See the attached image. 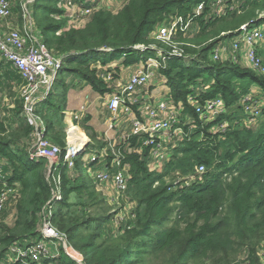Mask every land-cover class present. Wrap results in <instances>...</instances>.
<instances>
[{
    "label": "trees",
    "instance_id": "obj_1",
    "mask_svg": "<svg viewBox=\"0 0 264 264\" xmlns=\"http://www.w3.org/2000/svg\"><path fill=\"white\" fill-rule=\"evenodd\" d=\"M63 1L35 0L30 7L43 42L62 59L53 89L37 108L45 138L61 149L65 147L68 91L88 86L101 97L109 94L113 87L100 76L106 73L104 67L122 61L128 68L157 58L155 51L133 47L155 43L151 33L168 18L190 17L199 3L209 0H129L115 15L107 9L95 10L97 0H70L95 10L87 25L78 30H66L69 17L57 7ZM241 1L239 11H227L220 17L205 4L192 20L196 33L176 38L177 43L187 44L182 46L187 60L170 58L161 63L159 73L172 101L182 104L191 120L183 126L185 137L171 150L160 174L148 169L142 134L116 145L122 159L112 169L114 156L88 125L86 115L75 125L90 141L73 160L74 167L68 169L61 163L49 170L47 159L32 155L34 129L23 117L21 100L13 91L22 80L0 60V92H8L13 100L0 116V196L13 191L0 210V262L10 246L39 240L38 227L50 210L53 227L83 254L86 264H235L240 259L259 263L257 252L264 243V75L226 60L211 61L216 44L232 38L242 26L253 29L263 24L264 0ZM14 11H21L20 3ZM258 55L264 64V47ZM196 86L199 89L191 91ZM252 86L259 90L262 104L257 124L248 127L241 100ZM188 96H197L199 104L220 97L226 114L203 123L188 106ZM224 121L229 128L213 133ZM81 134L74 128L70 141L85 144L87 138ZM104 149L106 159L84 164L88 152ZM83 164L93 174L121 170L127 178L126 190L118 200L123 209L129 202L134 207L117 225L112 212L116 207L98 190L94 177L89 180L81 173ZM199 166L205 169L201 176L196 172ZM176 178L192 180L174 184ZM56 191L59 200L54 198ZM8 220L11 225L6 224ZM57 264L74 263L62 256Z\"/></svg>",
    "mask_w": 264,
    "mask_h": 264
},
{
    "label": "built area",
    "instance_id": "obj_2",
    "mask_svg": "<svg viewBox=\"0 0 264 264\" xmlns=\"http://www.w3.org/2000/svg\"><path fill=\"white\" fill-rule=\"evenodd\" d=\"M86 1V0H85ZM88 1V0H87ZM94 2V0H90ZM98 1V0H97ZM126 4L129 0H116ZM22 28H9L7 32L0 31V60L4 64H9L22 80L18 88V96L22 103V115L26 122L34 129V142L31 146L32 155L39 159H47L50 168L58 167L64 163L68 169L74 167L73 160L84 152L86 143H71V131L78 121L84 115V108L71 115L74 124L71 122L65 129V147L54 145L45 138V126L41 117L37 114V108L45 101L53 87L57 72L61 68L62 59L55 56L45 45L40 32L34 27L33 22L26 25L25 17L29 13L27 5L30 3L22 0ZM99 3V2H98ZM209 4L212 14L220 17L227 11H239L241 0H209L199 3L193 11V15L187 18L174 16L168 18L163 24L155 29L150 35L155 43L148 46L136 45L134 50L156 52L157 58L148 59L145 63H140L138 69L131 74L126 83L112 85L114 81L113 73L107 72L100 74L102 80L109 88L113 87L112 92L106 94L107 107L111 112L110 128H113L120 113L127 116L132 125V136L145 135L143 147L148 150L150 172L162 173L168 161L171 158L177 144L185 137L183 126L187 125L186 117L183 114L182 104H175L170 97L156 99L150 95L147 90L139 99L137 95L141 89L148 87L150 82L158 77L161 63L170 58L187 59L182 46L187 44L177 43L176 38H186V34L192 25V20L201 14L205 4ZM10 0H0V19L11 17ZM81 4H76L70 0H64L58 4V8L64 10L69 17V24L74 25L77 22L86 21L94 11L99 8L87 9ZM124 7V6H123ZM31 19V16H29ZM75 28V27H74ZM70 28L66 27V30ZM224 35V34H222ZM231 46H217L212 50L211 61L216 63L227 60L232 64H239L237 54L243 52L244 66L254 73L264 75V64L262 58L258 55L257 47L264 43V31L259 28L248 29L246 26L240 27L232 38ZM158 44V46L156 45ZM259 44V45H258ZM107 52L110 49L106 50ZM228 55V57H225ZM226 59H225V58ZM99 67V65H97ZM159 78H164L162 75ZM141 88V89H140ZM196 87H191V91H197ZM197 96H188L187 103L199 116L203 123H211L219 116L226 114V107L220 97L206 100L203 104L196 101ZM241 104L246 115L245 125L253 127L257 124L261 113V101L256 96L249 93L241 100ZM137 106L136 110L133 107ZM136 111V112H135ZM229 128L228 124L220 122L213 133H224ZM114 160L111 165L117 167L121 164L122 156L115 151L116 144H108ZM139 153V150H136ZM108 155L106 150L100 153L92 152L89 157L83 159L84 164H90L106 159ZM50 170V169H49ZM197 175L201 176L205 169L203 166L197 167ZM97 181L98 190H102L103 185L112 183L119 195L123 194L127 187V178L121 170L110 174L107 170L96 171L93 176ZM0 178L1 173H0ZM192 180V179H190ZM56 185H59V177H56ZM13 191L6 190L0 196V210ZM55 200H59L58 191L54 194ZM51 211L44 215L41 224L38 227L39 240L26 245L10 246L0 264H57L60 257H66L74 264H86L82 253L74 249L69 243L65 234L56 230L50 221ZM123 220V219H121ZM116 223V222H115ZM117 225V223H116ZM257 256L258 264H264V243L260 244ZM235 264H247L240 259Z\"/></svg>",
    "mask_w": 264,
    "mask_h": 264
},
{
    "label": "crops",
    "instance_id": "obj_3",
    "mask_svg": "<svg viewBox=\"0 0 264 264\" xmlns=\"http://www.w3.org/2000/svg\"><path fill=\"white\" fill-rule=\"evenodd\" d=\"M12 13L13 12H12V6H11V17H12ZM11 17H9L8 19H4V20L0 19V31L1 32H7L9 28L18 27L16 23L14 24L10 22ZM191 27L192 25L190 26L189 29H191ZM186 37H192V36L187 35ZM231 44H232V39L230 38V39H226V40L219 42L218 44H216L215 47L217 46H226V47L228 46L229 47L231 46ZM260 46L261 44L257 47V50H259ZM225 57H228V55H225ZM237 58L239 61V65L244 66L243 63L245 59H244L243 52H239L237 54ZM139 64L133 67L125 68L122 65V61H115L107 65L106 66L107 68L104 67L103 70H107V72L109 71L115 74L113 75V77L117 76V77H114V81L112 83V85L116 86L118 82L126 83L129 76L133 74L135 70L138 69ZM157 76L158 77H156L154 80L150 82V85L148 87H144L142 89L140 88L141 92L137 95L139 99L141 98L142 94L147 93V90L150 93V95L156 99V101L159 100L160 98L161 99L167 98V97L171 98L170 90L166 86L165 78L163 79L159 78L161 76L159 72ZM18 88L19 87L13 88V91L17 92V94H18ZM250 92L254 96H256L257 99L258 97L260 99L261 94L255 86H252ZM81 108H84L85 115L90 117V121L88 125L94 130L95 134L98 136V139L107 143V147H108V144L118 145L121 142H123L126 138L132 136L131 135V131H132L131 122L127 116L121 113L118 119L116 120L115 124L113 125V128L112 129L110 128V123L112 121L111 112L108 110L106 98H103L99 94L93 92L88 86H82V87L79 86L77 88L70 89L68 91L67 99H66L65 115H64V121L66 124V128L71 122L74 124L71 115L79 112ZM184 115L186 117V121L191 120L188 115L186 114ZM74 126L78 127L75 124ZM110 166L112 167V169L114 168L113 165H110ZM116 169L118 168L116 167ZM105 187H107V189L115 191L112 183L103 185V189H105Z\"/></svg>",
    "mask_w": 264,
    "mask_h": 264
},
{
    "label": "rangeland",
    "instance_id": "obj_4",
    "mask_svg": "<svg viewBox=\"0 0 264 264\" xmlns=\"http://www.w3.org/2000/svg\"><path fill=\"white\" fill-rule=\"evenodd\" d=\"M11 1V3H12V9H13V11H14V9L16 8V6H17V3H20V7H21V5H22V0H10ZM27 2L29 1L30 3L27 5V11L29 12V13H27L26 14V17H25V21H26V25H28V23H31L32 24V22H33V20H32V18L30 19V17L29 16H31V9H30V7L33 5V3H34V1L35 0H26ZM94 1H96V0H94ZM98 6H99V8L100 9H107V10H109L110 12H111V14H113V15H115V14H117L122 8H123V6L125 5L124 3H122V2H119V1H116V0H98ZM12 11V12H13ZM22 15H23V12H22V8H21V11H14L13 13H12V17H11V20H10V22H12V23H16L17 24V26L19 25L20 26V21H23L22 20ZM69 19H68V21H67V27L68 28H70V29H83L86 25H87V23L88 22H86V21H81L80 23L79 22H77V24H74V25H71V24H69ZM34 26V25H33ZM35 27V26H34ZM75 27V28H74ZM263 31H264V22H263V24L261 25V27H260ZM190 31L189 32H187V34L185 35V36H187V35H190V36H192V35H194L195 33H196V30H197V28L193 25V27H191V29H189ZM157 45V44H156ZM158 46V45H157ZM263 47H264V43H261V46L259 47V50H262L263 49ZM259 50H257V52L259 51ZM185 61L187 60V59H184ZM99 65V64H98ZM100 66V65H99ZM107 68V67H106ZM115 72V71H114ZM115 75V74H114ZM52 89H53V87H52ZM15 93H17V92H15ZM17 95V94H16ZM103 98H106L107 99V97L106 96H104ZM258 99H259V97H258ZM13 102V100H10L9 99V93L8 92H4V93H1L0 92V116L2 117V115L4 114V110L6 109V107H9V106H12L11 105V103ZM66 118H67V116H66ZM124 125H125V123H124ZM77 129L82 133V134H84L85 135V137L87 138V142H89L90 140H89V138L87 137V135L82 131V129L80 128V127H77ZM66 137V136H65ZM85 142V141H84ZM90 154H91V152H88L85 156H84V158H85V160H86V158L87 157H89L90 156ZM84 160V161H85ZM75 161V160H74ZM113 166H115V165H113ZM49 169H50V166L48 167ZM86 167H84V164H83V166H82V169H81V173H83V175L85 176V174H86V178L87 179H89V180H92L93 179V176H94V174L92 173V171L90 170V169H85ZM184 181H188V182H190L188 179H182V178H176L173 182H174V184H177V183H179V182H184ZM101 192L103 193V195H104V197L106 198V200H107V202L113 207H116V208H113V210H112V212L113 213H115L116 215H115V218H114V220H115V222L116 223H118L121 219H125V215H126V213L131 209V208H133L134 207V204L133 203H130L129 202V204L128 205H126L125 207H124V209L122 208V206L120 205V203H119V194H118V192H116V191H114V190H110V189H107V187H105V189H103L102 188V190H101ZM6 224L7 225H11L12 224V220H8L7 222H6ZM190 264H197V263H195V262H193V263H190Z\"/></svg>",
    "mask_w": 264,
    "mask_h": 264
},
{
    "label": "bare ground",
    "instance_id": "obj_5",
    "mask_svg": "<svg viewBox=\"0 0 264 264\" xmlns=\"http://www.w3.org/2000/svg\"><path fill=\"white\" fill-rule=\"evenodd\" d=\"M261 27V26H260ZM260 27H258L259 29H261ZM71 143H73V142H71Z\"/></svg>",
    "mask_w": 264,
    "mask_h": 264
},
{
    "label": "water",
    "instance_id": "obj_6",
    "mask_svg": "<svg viewBox=\"0 0 264 264\" xmlns=\"http://www.w3.org/2000/svg\"><path fill=\"white\" fill-rule=\"evenodd\" d=\"M87 144H88V142H86V144H85V145L87 146Z\"/></svg>",
    "mask_w": 264,
    "mask_h": 264
}]
</instances>
